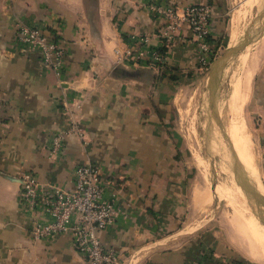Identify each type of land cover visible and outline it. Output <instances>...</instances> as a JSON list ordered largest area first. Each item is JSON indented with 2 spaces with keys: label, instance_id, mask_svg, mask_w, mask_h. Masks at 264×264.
I'll return each instance as SVG.
<instances>
[{
  "label": "crops",
  "instance_id": "1",
  "mask_svg": "<svg viewBox=\"0 0 264 264\" xmlns=\"http://www.w3.org/2000/svg\"><path fill=\"white\" fill-rule=\"evenodd\" d=\"M222 1L0 0V264H86L69 234L32 238V217L42 214L24 208L19 179L22 172H32L48 191L54 184L70 189L75 167L87 161L99 168L120 210L102 241L119 252L121 264H259L212 228L187 222L181 205L186 186L171 120L178 88L196 73L187 30L168 55V70L178 74V82L163 74L167 66L158 69L127 56L133 38L153 37L160 29L145 4L211 3L214 25L225 38L237 8L222 20ZM255 1L234 45L257 22L259 34L238 54L250 48L263 60L264 0ZM19 24L36 26L62 42L67 57L60 74L18 40ZM256 75L254 101L264 139V61ZM68 107L81 135H68L62 152L51 153L54 137L68 128Z\"/></svg>",
  "mask_w": 264,
  "mask_h": 264
},
{
  "label": "built area",
  "instance_id": "2",
  "mask_svg": "<svg viewBox=\"0 0 264 264\" xmlns=\"http://www.w3.org/2000/svg\"><path fill=\"white\" fill-rule=\"evenodd\" d=\"M158 17L160 29L153 37L141 35L133 38L134 47L127 56L136 61L163 69L168 55L184 30L195 46L196 70L208 68L217 56L219 47L210 43L214 33V5L208 2L179 5L174 3L145 4ZM17 37L30 49L40 52L43 64L60 74L67 57L62 42H58L36 26L19 24ZM68 128L54 137L51 153L62 152L68 135H81L74 111L68 107ZM20 201L32 215L30 233L33 239H49L69 234L74 249L82 254L86 264H121L119 252L102 241V234L112 226L120 213L103 185L99 168L85 162L74 169L72 188L48 185L44 188L35 174H20ZM44 216V217H43Z\"/></svg>",
  "mask_w": 264,
  "mask_h": 264
},
{
  "label": "rangeland",
  "instance_id": "3",
  "mask_svg": "<svg viewBox=\"0 0 264 264\" xmlns=\"http://www.w3.org/2000/svg\"><path fill=\"white\" fill-rule=\"evenodd\" d=\"M245 1L249 0H223L225 8L220 10L215 6L216 11L217 9L220 11L222 20L228 21L234 9L237 8L235 13L241 6L243 7ZM251 15L249 14V16ZM249 16L240 23L239 35L244 33V28L249 24V22H245ZM228 26L230 25L228 24ZM226 31L228 32V28ZM227 32L225 38L222 39L223 47H219L216 57H220L228 48L234 46L239 36L229 42ZM251 52L253 49L247 48L240 54L232 55L229 60H225L219 66L215 73L212 72L211 65L200 71L195 70L196 73L188 77L184 85L178 88L175 102L176 111H174L171 120L172 129L178 132L177 137L181 150L177 152L181 156L179 164L186 192L180 199L182 208L187 214V222L194 219L195 226L204 225L203 227L212 228L217 236L232 246L236 252L249 257H251L250 249L238 235L239 231L233 221L234 206L231 203L238 205L239 202L225 199L222 190L233 189L235 185L231 167V156L234 150L231 149V139H229L224 126V113L230 82L232 76L241 71L240 58L254 53L251 54ZM263 61L262 56H259L250 82L249 96L243 105L242 116L256 153L259 180L264 187V139L261 137L260 120L254 101L258 85L256 73ZM197 189L205 194L204 196L200 195L201 205L199 206L193 202V194Z\"/></svg>",
  "mask_w": 264,
  "mask_h": 264
},
{
  "label": "bare ground",
  "instance_id": "4",
  "mask_svg": "<svg viewBox=\"0 0 264 264\" xmlns=\"http://www.w3.org/2000/svg\"><path fill=\"white\" fill-rule=\"evenodd\" d=\"M248 2H245L243 7L241 6L232 16L230 24L231 33L229 35L231 41L235 40L239 35L240 23L249 16L252 3H256V1L253 2L251 0ZM259 41H261L260 38ZM260 45L259 50L264 51V37ZM254 53L240 58L242 62L241 71L232 76L227 102L225 101L224 126L229 139H231V149L234 150L231 157L243 171H241L240 176L232 178L235 183V185L233 183V189H223L222 195L229 201L239 202L238 205L231 203L234 206V226L238 229L240 238L250 249V259L264 264V187L259 180L256 153L251 144V137L247 132L242 116L243 105L248 99L250 82L254 74L253 71L256 67L257 59L259 58L258 50ZM218 64L219 62L215 65L217 68L221 66V64ZM200 195L204 196L205 194L199 192L198 189L193 194V202L197 206L201 205Z\"/></svg>",
  "mask_w": 264,
  "mask_h": 264
},
{
  "label": "water",
  "instance_id": "5",
  "mask_svg": "<svg viewBox=\"0 0 264 264\" xmlns=\"http://www.w3.org/2000/svg\"><path fill=\"white\" fill-rule=\"evenodd\" d=\"M259 25H257V22L252 24V28L250 30H248L244 37L239 40L234 46H232L231 49L226 50L220 57H216L212 63L210 68H212V72L215 73V71L218 70V68L215 66L218 62L219 64H223L224 61L229 60L232 55H235L236 53H238L239 51H241L244 47L248 46V44H250L252 41H254V39L256 38V35H258L259 33ZM257 32V34H255ZM218 64V65H219ZM214 81L216 82L215 76H214Z\"/></svg>",
  "mask_w": 264,
  "mask_h": 264
},
{
  "label": "trees",
  "instance_id": "6",
  "mask_svg": "<svg viewBox=\"0 0 264 264\" xmlns=\"http://www.w3.org/2000/svg\"><path fill=\"white\" fill-rule=\"evenodd\" d=\"M218 31H220V30H218ZM217 31V28H216V26L214 25V34L215 35H213V37L211 38V39H209V41H210V43H212L214 46H217V47H223V43H222V39H223V34H222V32L220 31V32H218ZM194 65L196 66V63L194 62ZM166 68H165V70L163 71V74L165 75V74H167L169 77H170V79L171 80H173V81H179V77H178V74H176V73H172V72H174L173 70H168V66H169V60L167 61V64H166Z\"/></svg>",
  "mask_w": 264,
  "mask_h": 264
},
{
  "label": "flooded vegetation",
  "instance_id": "7",
  "mask_svg": "<svg viewBox=\"0 0 264 264\" xmlns=\"http://www.w3.org/2000/svg\"><path fill=\"white\" fill-rule=\"evenodd\" d=\"M231 162H232V170H233V174L232 177H238L240 176L241 171H243V169L237 164L236 161L233 160V158L231 157Z\"/></svg>",
  "mask_w": 264,
  "mask_h": 264
}]
</instances>
